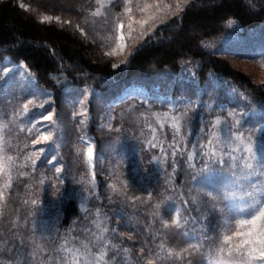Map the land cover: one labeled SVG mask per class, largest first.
<instances>
[{"label": "trees", "instance_id": "trees-1", "mask_svg": "<svg viewBox=\"0 0 264 264\" xmlns=\"http://www.w3.org/2000/svg\"><path fill=\"white\" fill-rule=\"evenodd\" d=\"M25 1L0 0V62L26 73L0 88V146L21 161L7 191L22 211L0 229V264H248L218 249L250 210L245 193L264 202V175L234 151L264 147V81L230 59L264 60V0H191L123 62L100 49L126 0ZM131 84L145 91L123 95ZM51 112L59 146L35 143ZM178 112L180 125L165 120Z\"/></svg>", "mask_w": 264, "mask_h": 264}, {"label": "rangeland", "instance_id": "rangeland-1", "mask_svg": "<svg viewBox=\"0 0 264 264\" xmlns=\"http://www.w3.org/2000/svg\"><path fill=\"white\" fill-rule=\"evenodd\" d=\"M77 1L78 0H68V3L67 1H65V3L71 5L74 4L73 2L76 3ZM107 1L109 0H100L101 3ZM190 1L191 0H126L123 8L118 13V25L113 29V32L108 33L106 36H102L103 41H106V45L100 50H102V53L106 54L107 56L112 58L114 57L117 62H123L129 56L131 50L139 42H141L148 33L153 31L160 23L164 22L166 19L182 10ZM19 2L28 6V3L25 0H19ZM40 16L48 17L50 19H60V15L58 13L54 14L42 11ZM121 25L123 26L122 28ZM78 26L79 31L82 33H88L87 35L94 39L91 35V32L84 24L80 23ZM230 59L236 66L242 68L249 75H251L255 81H264V67L261 66V64L264 63V60L250 61L234 57ZM18 69L20 70L18 75L24 77L26 73L23 63L3 66L0 62V88H2L1 81L5 79L4 77L9 75L11 71L16 72ZM13 88H15L14 83L9 82L5 85L4 90ZM144 91L145 89L142 85L131 84L125 88L123 95H132ZM52 115L53 112L47 114L46 116H50L52 118ZM43 118L42 120L36 119V127L39 129V138L42 135H47L50 137V139L51 137L55 136L57 146L61 145V139H63L64 132L60 133L55 120H44ZM181 118L182 116L179 112L168 113L166 114L165 120L180 125ZM110 120L111 116L110 114H107L103 123L106 126H109ZM222 124L223 121L221 124H218L220 126L219 129L226 128L225 124ZM56 133L57 135H55ZM41 141L43 140L41 139ZM84 141L86 143L87 149L88 147L93 148L94 158L90 163L88 161V163L90 166L94 167L96 162V153L93 137L86 136ZM0 145H3L1 140ZM13 155L14 154H7L0 146V166H2V171H0V192L3 193L4 197V199H0V229H2L3 226L5 227L8 218L15 211L16 212L13 214L15 217H18V214L22 213L20 208L17 209V207L20 206L17 199L13 197V195H9V192L7 191L8 187H5L6 184H11L13 180L12 178L17 174L18 169L21 166L20 159ZM241 218L244 219L246 217L242 216ZM86 264H96V262L86 260Z\"/></svg>", "mask_w": 264, "mask_h": 264}, {"label": "snow or ice", "instance_id": "snow-or-ice-1", "mask_svg": "<svg viewBox=\"0 0 264 264\" xmlns=\"http://www.w3.org/2000/svg\"><path fill=\"white\" fill-rule=\"evenodd\" d=\"M44 19L47 20L50 18L45 17ZM41 22H44V20ZM122 27L123 26L121 25V28ZM261 66L264 67V63H262ZM25 107H27V105H25ZM43 119L50 120L51 117L45 116ZM242 136L243 134L241 133L236 137V139L241 140V143L243 144ZM41 139L43 141H48L50 137L47 135H42L35 141V143H40ZM209 143H211V141H209ZM39 151L43 152L45 149L41 148ZM234 151H243L248 154L244 158L243 166L244 168L250 170L248 172L249 176L256 174L264 175V171H262L264 170V147L260 149H254V145L249 138L246 146L243 148L234 149ZM86 155L90 163L94 158L92 147H88ZM231 158L233 160L239 159V157ZM33 163H35V161H33ZM0 171H2V166H0ZM59 171L60 169H57V172ZM10 186V184L5 185L6 188ZM245 195L251 198V203L248 205L250 210L248 211L246 218L237 221L236 230L232 232L231 235L225 234L223 236L222 243L218 251L226 252L229 257H232L234 254L236 256H250L248 264H252L253 261L264 262V202H262L260 199H256L253 192H247ZM225 198L227 199L228 197ZM0 199H4L2 192H0ZM174 223H178V221H174ZM237 238L238 242L234 243V240ZM245 249H247V251H245ZM250 253H258V255H250ZM229 264H243V261L232 260L229 262Z\"/></svg>", "mask_w": 264, "mask_h": 264}]
</instances>
